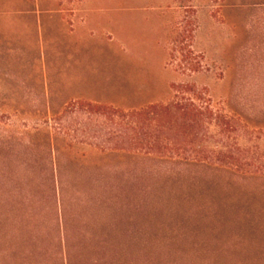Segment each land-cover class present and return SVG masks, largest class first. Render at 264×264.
I'll list each match as a JSON object with an SVG mask.
<instances>
[{
	"label": "rangeland",
	"instance_id": "374dc122",
	"mask_svg": "<svg viewBox=\"0 0 264 264\" xmlns=\"http://www.w3.org/2000/svg\"><path fill=\"white\" fill-rule=\"evenodd\" d=\"M182 83L264 130V0H0V264H264V179L85 148L46 183V118Z\"/></svg>",
	"mask_w": 264,
	"mask_h": 264
},
{
	"label": "trees",
	"instance_id": "16d2710c",
	"mask_svg": "<svg viewBox=\"0 0 264 264\" xmlns=\"http://www.w3.org/2000/svg\"><path fill=\"white\" fill-rule=\"evenodd\" d=\"M184 62L192 68L188 58ZM171 89V98L139 108L80 101L46 118L36 129L46 140L43 165L51 175L46 183L62 184L61 151H82L85 157V148L98 155H127L264 179V130L251 128L227 111L205 87L182 83Z\"/></svg>",
	"mask_w": 264,
	"mask_h": 264
}]
</instances>
